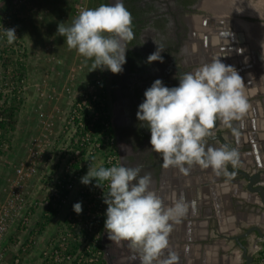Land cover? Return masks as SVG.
Wrapping results in <instances>:
<instances>
[{"label": "flooded vegetation", "instance_id": "flooded-vegetation-1", "mask_svg": "<svg viewBox=\"0 0 264 264\" xmlns=\"http://www.w3.org/2000/svg\"><path fill=\"white\" fill-rule=\"evenodd\" d=\"M122 2L133 16L134 39L128 43L123 72L113 74L104 68L102 75L119 164L129 168L142 166L139 175H151L150 189L168 207L187 188L189 203L196 207L198 198L207 197L209 187L215 195L228 186L226 202L221 206L212 203L207 221L218 224L226 216L234 231L242 228L229 237L238 249L234 237L258 227L250 225L245 228L243 225L255 219L253 213L256 210L264 216V0ZM115 3L116 0H106V4ZM157 49L162 50L163 62L148 63V56ZM216 57H220L226 65L234 66L243 78L249 110L243 118V126L240 121H233L237 134L217 122L214 138L209 139L208 144L236 149L238 164L235 167L229 164L228 174L219 176L211 168L202 169L198 165H194L187 175L174 167L164 169L160 154L150 151V130L136 116L139 105L145 99L144 92L156 79L162 80L167 87L178 86L177 76L191 72ZM245 175L257 176L251 189H248L249 181ZM256 188H262L263 198ZM257 239L264 242L255 231L240 239L249 264L254 262L249 252L255 248L261 250L255 263L264 264L259 260V256L264 255V249L263 246L256 247ZM102 247L109 264H140L138 256L137 259L131 258L134 253L128 243L110 241L104 228ZM238 250L240 259L246 264L247 258L243 257L240 248Z\"/></svg>", "mask_w": 264, "mask_h": 264}, {"label": "clouds", "instance_id": "clouds-1", "mask_svg": "<svg viewBox=\"0 0 264 264\" xmlns=\"http://www.w3.org/2000/svg\"><path fill=\"white\" fill-rule=\"evenodd\" d=\"M4 30L7 42L12 44L18 38L15 28ZM57 33L65 38L69 49L93 59L92 70L107 68L120 74L126 63L128 43L134 39L133 16L122 0H116L115 4L81 10L70 26L60 23ZM161 51L150 54L147 62H163ZM176 78L179 85L175 87L164 86L162 80L156 79L144 92L145 99L136 113L137 119L150 130V151L160 154L164 169L174 167L187 175L198 165L211 168L217 176L227 175V166L238 164L237 150L227 145L213 147L208 140L214 138L217 122L234 134L237 131L233 121H240L243 126L249 110L243 78L220 57ZM141 167L96 169L89 165L81 182L88 185L95 179L98 187L108 182L107 194L104 193V230L110 241L127 242L134 253L131 258L138 256L140 264H178L179 256L173 251L162 257L169 249L173 224L187 215L189 205L180 196L171 207L166 206L150 189L151 175H139ZM73 209L80 214L82 204L75 203ZM195 210L193 205L192 211Z\"/></svg>", "mask_w": 264, "mask_h": 264}, {"label": "built area", "instance_id": "built-area-1", "mask_svg": "<svg viewBox=\"0 0 264 264\" xmlns=\"http://www.w3.org/2000/svg\"><path fill=\"white\" fill-rule=\"evenodd\" d=\"M83 9V5L75 4L73 13L79 15ZM5 20L4 16L0 19V70L3 69L0 86V151L8 148L6 134L9 129L4 126L7 119L1 110L2 104L7 101L14 107L21 106L25 89L24 78L19 76L20 68H15L22 65L25 51L17 39L12 44L6 42L5 47L2 45L7 40L4 29L13 28ZM15 31L18 37L16 28ZM6 54H11L13 61L8 67L4 64ZM66 88L70 89V85ZM37 92V96L44 102L58 99L54 88L44 80ZM70 99L68 109L60 116L62 124L57 133L55 116L49 114L40 118L42 132L30 140L27 155L15 167L13 178L7 182L4 200L0 201V241L7 225L20 210H24L20 226L30 227L36 202L32 206L24 207L26 188L36 174L40 162L47 156H56L60 163V174L55 179H52L50 172L43 174L48 183L51 181L50 186H46L49 191L45 195L44 203L46 210L51 208L57 212L62 211L63 217L60 226L42 251L40 264H109L102 247V230L107 209L104 193L107 194L108 182L105 181L103 187H98L97 181L93 179L90 184H83L74 198L69 200V194L76 188L78 180L87 174L89 165L96 169L120 166L111 134L102 77L96 75ZM78 202L82 204L80 214L73 209V205ZM32 240L29 238L20 247V252L16 254L12 264H21L22 256L28 251ZM2 252L1 250L0 261L3 259ZM259 257L264 263V255Z\"/></svg>", "mask_w": 264, "mask_h": 264}, {"label": "crops", "instance_id": "crops-1", "mask_svg": "<svg viewBox=\"0 0 264 264\" xmlns=\"http://www.w3.org/2000/svg\"><path fill=\"white\" fill-rule=\"evenodd\" d=\"M71 1L73 0H12L11 2V8L15 9L13 19L20 30L19 37L22 42V48L27 58L28 56H30V58L25 61L26 77L24 81L26 84L24 98L22 105L15 113V125L11 131V135L14 136L12 140H10L9 158L6 160V153L0 157V198L4 197L1 191L3 185L13 178L15 167L24 160L27 155V146L30 140L38 134L40 135L42 132L43 124L40 122V118L46 117V115L49 114L55 116L57 122L56 128H58L55 129V132L57 133L62 124L60 116L69 106L67 100L73 97L78 90L84 88V86L96 76V69L92 70L93 59H87L79 54L81 57L79 60L83 63V66L82 70L75 74L76 77L73 75L75 86L73 85L72 87V83H65L64 78L62 80L57 78L56 83L58 84V82H61V87H59L57 93L58 99L54 97V100L44 102L37 96V91L42 81L40 68L44 67V65L41 64L42 60H39V58L44 53L43 45L46 42L44 40L46 38L45 35L49 32L56 35L60 23H64L66 27L72 24L76 16L73 13ZM34 64L37 65L38 70H35ZM72 70L75 73L74 66H72ZM69 85L70 89L67 90L66 87ZM29 129H31L32 134L26 139L24 136ZM57 159L56 156L52 158L47 156V158L40 162L36 174L32 177L26 188V194L24 195L26 202L24 207L26 208L28 205L32 206V204L34 205L36 202V207L33 210L30 220V227L22 228L20 226V219L24 210L18 211L12 222L13 233L16 238H12L14 239L12 240L13 242H10L8 238H5L1 242V246L4 248L1 249L5 252V256L10 251H14L12 243L18 244L15 247V257L16 254L20 252V247L23 246L29 238L33 239V243L28 251L22 256L21 264H39L42 251L41 248L44 247V245L46 246L48 240L55 234L56 229L60 226V219L63 217L62 211L57 212L56 217L51 218L50 221L42 227L43 223L46 221L43 217L46 218L47 216L44 200L49 189H47L46 186L49 187L51 183V181L48 183L49 181L46 180L47 177L43 174L50 172L51 175H53L52 179L59 176L61 169ZM185 184L187 185L186 182ZM82 185L81 179L78 180L76 188L69 194V200L74 198ZM213 187L215 188L216 186L213 185ZM223 188L226 190H220V193H215L214 195L212 187H209L207 197L204 199H197L199 204L198 206L196 205L195 212L192 211V206L194 204L189 203L190 195L188 194V188L183 195L180 194L188 203L189 211L179 223L173 224V231L169 236V249L165 250L164 257L162 258H166L167 252L170 250L179 256L178 264H243V259H240L241 253L238 250L239 248L237 249L236 245L229 240L230 236L239 232L242 228H240V230L238 228L234 231V227L229 225L226 221V216H224L225 220H221L218 224L209 223V221H207L211 215L210 206L212 203L214 205L220 204L221 206V204L226 202L225 200L229 187L225 186ZM180 196H178V198ZM253 216L255 219L249 220L243 227L246 228L250 225L258 226L264 233V224H262L264 223V216H261L258 210L253 213ZM196 218L198 219L197 221H195ZM16 239L18 240L16 241ZM257 241L256 247L263 246L262 249H264V242L260 241V239H257ZM186 248L187 251H185ZM260 251L256 250V248L253 251L250 250L249 256L251 260L254 259L252 264L257 263L256 258H258Z\"/></svg>", "mask_w": 264, "mask_h": 264}, {"label": "rangeland", "instance_id": "rangeland-1", "mask_svg": "<svg viewBox=\"0 0 264 264\" xmlns=\"http://www.w3.org/2000/svg\"><path fill=\"white\" fill-rule=\"evenodd\" d=\"M11 2H12V0H1L0 1V19H1V17L3 18V16H4V20L6 19L5 21H7L8 25H9V23H11L12 27L17 29V33H18L17 41L19 44H22L21 39L19 37L20 36V33H19L20 30L16 26V22H14V19H13V13H14L15 9L11 8V6H12ZM75 4L83 5L84 9L96 8L99 6L100 0H73V1H71V5L73 7ZM67 7H68V5H67ZM75 16L77 17L78 15H75ZM45 37L46 38L44 40L46 42L43 45L44 53L39 58V60H42L41 64L44 65V67L40 68V76L42 77V81L44 80V82H46V83L48 82L50 87L54 88L55 94L57 95V93L59 91V87H61V85H60L61 82L60 83L58 82L59 85L56 83L57 78H60L61 80L64 78L65 83L66 82H68L69 84L72 83V87H73L74 80H73L72 76L74 75L76 77L75 74L82 70V66H83L82 64L83 63L80 62L79 59H81V57L75 49L69 50V48L67 47V44L65 43V38L63 36H60L58 33H56V35H55L52 32H49V33H47V35H45ZM6 42H7V40L2 43V45L4 47L7 45ZM6 55H7V57L4 59V64L7 65L6 67H8L10 64H12L13 61L11 59L12 58L11 54H9V55L6 54ZM29 58H30V56H28V58H27L26 54H24V61L22 62V65L21 66L20 65L15 66V68L16 67L20 68V71H19L20 75L19 76L23 77L24 79L26 77V74H25L26 73L25 72L26 63H25V61H27V59H29ZM83 60H84V58H83ZM24 63H25V65H24ZM41 64H39V65H41ZM34 66H35V70H38L37 65L34 64ZM72 66H74L75 73L72 70ZM6 67H4V70H6ZM58 67H59V69H58ZM2 72H3V69L0 70V86L2 83L1 78L3 77ZM4 74H5V72H4ZM96 75H99L100 77H102L103 69L97 68L96 69ZM25 84H26V82H25ZM39 87H40V85H39ZM67 98H68V96H67ZM68 100L70 101L71 99H68ZM68 100H67V103H69ZM31 134H32L31 129H29L28 132L25 133L24 137L26 139H28L31 136ZM13 136L14 135H11V132L9 130L6 134V138H7V142H8V148L6 150H4L2 155L0 154V157H1V156L5 155V153H6L7 154L5 156L6 160H8V158H9L10 140H12ZM6 186H7V183H5L3 185V188L1 190L3 192V194L5 193ZM4 197H5V195H4ZM4 197H1L0 201H3ZM12 222H9V224L7 225L6 232L0 241V251L1 250L3 251V249H4L3 246H1V242L5 238H8V240L10 242H13L12 240H14V239H12V238H16L15 234L13 233ZM38 227L40 230L39 224H38ZM102 232H103V230H102ZM17 240L18 239H16V241ZM17 245H18L17 243L16 244L12 243V247L14 248V251H10L6 256H5V252L4 251L2 252L3 259H2V261H0V264H12V262L14 260L15 247ZM1 248H3V249H1ZM44 248H45V245H44V247L41 248V250L43 251ZM42 251H41V254H42ZM41 254H40V258H41ZM39 264H40V262H39Z\"/></svg>", "mask_w": 264, "mask_h": 264}, {"label": "trees", "instance_id": "trees-1", "mask_svg": "<svg viewBox=\"0 0 264 264\" xmlns=\"http://www.w3.org/2000/svg\"><path fill=\"white\" fill-rule=\"evenodd\" d=\"M101 4H106V0H102ZM0 98H1V95H0ZM21 105H22V102H21ZM19 108H20V106L14 107L12 104H9L7 101H4L2 104L1 110H2V113L5 116V118L7 119V122L4 123V126H8V128H9L8 131L10 130V132L14 128L15 113H16V111L19 110ZM3 152L4 151H0V154L2 155ZM46 212H47V216H46V218L44 217V219H46V221L43 223L42 227L45 226V224L48 223L51 218H54L57 215V210H54L51 208H47Z\"/></svg>", "mask_w": 264, "mask_h": 264}, {"label": "water", "instance_id": "water-1", "mask_svg": "<svg viewBox=\"0 0 264 264\" xmlns=\"http://www.w3.org/2000/svg\"><path fill=\"white\" fill-rule=\"evenodd\" d=\"M245 177L248 179L249 181V184H248V189H251L253 184L256 183L257 181V176L255 175L253 178L252 177H249L248 175H245ZM255 190H257L260 194V196L263 198V192H262V188H256ZM263 205H264V199H263ZM251 231H255L256 234L258 235V237L264 239V235L262 234L261 230L258 228V227H252L250 230H248L247 232H245L244 234H241V235H238V236H235L234 237V240L236 242V244L238 245V247L242 250L243 252V257L244 258H247V263L246 264H249V257L247 256L246 254V249L245 247L243 246V244L240 242V239L241 238H245L247 237V235L249 234V232ZM105 255V253H104Z\"/></svg>", "mask_w": 264, "mask_h": 264}]
</instances>
